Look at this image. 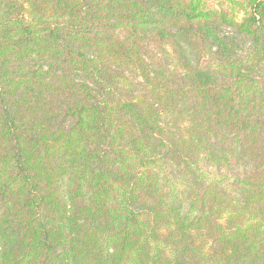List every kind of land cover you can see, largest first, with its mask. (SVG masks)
Listing matches in <instances>:
<instances>
[{
    "label": "trees",
    "instance_id": "16d2710c",
    "mask_svg": "<svg viewBox=\"0 0 264 264\" xmlns=\"http://www.w3.org/2000/svg\"><path fill=\"white\" fill-rule=\"evenodd\" d=\"M0 264H264V0H0Z\"/></svg>",
    "mask_w": 264,
    "mask_h": 264
}]
</instances>
